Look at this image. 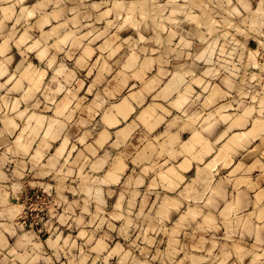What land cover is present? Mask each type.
I'll list each match as a JSON object with an SVG mask.
<instances>
[{"label": "rangeland", "instance_id": "obj_1", "mask_svg": "<svg viewBox=\"0 0 264 264\" xmlns=\"http://www.w3.org/2000/svg\"><path fill=\"white\" fill-rule=\"evenodd\" d=\"M0 264H264V0H0Z\"/></svg>", "mask_w": 264, "mask_h": 264}, {"label": "bare ground", "instance_id": "obj_2", "mask_svg": "<svg viewBox=\"0 0 264 264\" xmlns=\"http://www.w3.org/2000/svg\"><path fill=\"white\" fill-rule=\"evenodd\" d=\"M175 174H173V176H174Z\"/></svg>", "mask_w": 264, "mask_h": 264}]
</instances>
